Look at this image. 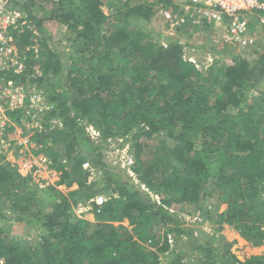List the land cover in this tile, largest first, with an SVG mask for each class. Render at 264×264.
Instances as JSON below:
<instances>
[{"label": "trees", "instance_id": "16d2710c", "mask_svg": "<svg viewBox=\"0 0 264 264\" xmlns=\"http://www.w3.org/2000/svg\"><path fill=\"white\" fill-rule=\"evenodd\" d=\"M12 1L34 32L11 33L24 68L6 77L46 103L39 113L44 128H33L29 138L32 153L59 173V185L78 187L66 196L42 191L0 155V202L9 212L0 210V218L40 229L30 242L0 227V264H264L257 256L240 261L218 232L226 224L252 247L264 244V133L256 125L264 101L250 103L264 79V43L259 52L251 49L258 54L251 62L233 55L198 71L185 44L164 37V47L147 27L158 4L176 14V0ZM47 21L67 28L65 52L48 45ZM30 107L26 98L31 114ZM25 109L8 112L15 125L5 135L23 130L31 116ZM87 125L99 130L100 142L87 135ZM125 137L138 184L104 169L102 143ZM84 162L103 173L104 187L93 191ZM47 192L51 200H44ZM98 195L105 198L100 206L92 201ZM79 203L90 204L95 222L74 215ZM185 205H199L202 222L218 231L202 242L182 240L192 232L169 209ZM123 220L130 229L115 224ZM187 251L193 261H184Z\"/></svg>", "mask_w": 264, "mask_h": 264}, {"label": "rangeland", "instance_id": "374dc122", "mask_svg": "<svg viewBox=\"0 0 264 264\" xmlns=\"http://www.w3.org/2000/svg\"><path fill=\"white\" fill-rule=\"evenodd\" d=\"M113 3V2H112ZM115 4V3H114ZM109 5L104 6L105 11L111 12L112 10L108 7ZM161 8H164L162 4H158L155 6V12L154 15L149 23H147V27L150 29H153V33L159 37L158 40H160V45L167 42L164 37L169 38H176L181 43L185 44L186 46V55L187 58L189 55H192L194 59L197 60L198 63V71H202L207 69V67L201 65L205 61V58L207 56H210L213 60L217 59L220 62L223 63H229L232 59L233 55H241L242 57H245L248 59V61H253L258 54L253 53V50L256 52H259L260 47L263 46L264 43V27L260 28V26L252 25V31L254 35L256 36V46L253 50L249 49H242L236 45H227V44H219L215 41V31L213 28L208 27H202L198 26L194 28L192 31V27L188 30H185L183 33H178L177 29L171 28L166 21L163 20L162 14H160ZM24 14V12H21ZM25 15V14H24ZM45 27V31L43 32V35L45 38L49 39L47 41L48 45L52 49H56L60 52H65L67 50L68 42H65V37L68 36L67 28L61 24H57L55 21H47L43 23ZM37 32V31H36ZM38 33V32H37ZM212 48V49H211ZM211 49V50H210ZM63 59H65L64 56H62ZM202 66V68H201ZM252 100H250V103L254 106L256 105L254 102H259L261 105L264 100H261L264 98V79L259 85L255 88L254 92L251 94ZM261 98V99H260ZM259 113L257 114L258 118L256 121V125H258V132L264 133V108L260 109ZM26 115H31L29 121L22 122V128L16 126L13 132V138L17 139V137L20 135L21 138L24 137H31L34 133V129L36 128L38 130L43 129L42 119L39 115L40 111L37 109V107H34L33 112L25 109ZM254 112V111H253ZM30 122V123H28ZM86 133L88 136H90L93 140H96L97 142H100V132L99 130L92 126L87 125L86 127ZM129 140L128 137L125 138H111L107 139L105 143H102V153H103V161L105 163V170L110 172V174H116L121 179L127 180L129 182H132L133 184H138V178L137 175L133 172L131 168V164L124 165L125 158L127 156L128 159L132 156V151L130 147V143L127 142ZM21 140H17L19 142ZM32 144V143H31ZM30 143L27 146L22 147V152H25V155L20 153V157H23L22 160L19 159V156L16 154L15 146L8 147L7 144H5V148L7 149L6 155H4L5 162L7 161L9 164H11L14 169L22 174L23 176H31V179L34 181L35 184H39L38 186L42 189V191L46 190L47 188H54L57 193L66 196L73 190H75L78 185L73 184L71 187H66L65 185H59L57 182L59 181V173L53 172V171H47L48 168H46L47 165V159L40 155L35 156L32 153V150H34L35 145H31ZM63 145H59V149L62 151ZM149 150L154 148V146L150 145ZM148 148L145 149L144 157L145 161H147L148 157L151 156V154L147 151ZM124 154L126 156H124ZM18 161H15L14 158ZM46 160V164L42 159ZM20 160V161H19ZM19 170V171H18ZM103 173L101 171H98L97 169L91 170V174L88 177V182L91 185L93 191L98 190L99 188L104 187V182L101 181ZM99 181V182H98ZM52 195H55L54 192L48 191ZM47 192V197L44 198V200H51L52 195H49ZM150 192V191H149ZM54 193V194H53ZM58 193V194H59ZM152 195H155L153 192H150ZM56 196V195H55ZM149 198L152 202H154V199L151 195H149ZM83 203H79L78 206L80 208H84ZM85 205V204H84ZM78 206L74 210V215L83 218L85 220H88L90 222H95L94 214L91 212L89 208L82 209L83 211L78 210ZM199 205H185V207L178 208L177 206H173L172 209H169L170 212L177 213V218L181 220V227L185 228L187 230V233L192 232V235L189 236L188 234L182 235V240H186L190 237H194L196 240L204 241L205 233H211L214 234L218 227L213 222H209L207 220L203 221V217L200 216L199 213ZM225 205H219L218 206V213H222L224 211ZM0 210H4L6 214H9V212L6 210V208L2 207L0 202ZM116 225H122L130 229L131 227L128 225V222L126 220H123L121 223L115 222ZM0 227L3 229L9 230L11 236L25 239L30 242H33L34 239L39 236L40 229L39 227L33 225V226H26L24 223H18V222H12L10 220H2L0 218ZM189 229V230H188ZM162 231V229H161ZM223 238L232 243L231 246V252L237 256V258L242 261L249 258L251 251L256 248L264 247V244L260 247H252L249 245L244 239H242L239 234L233 230L230 226H227L226 224H222L221 229L218 231ZM171 244L174 247V237L172 233H169ZM181 246V244H180ZM183 250H186V248H183ZM255 253V252H254ZM263 256L257 255V257H261L264 260V250L262 251ZM187 254V255H186ZM184 261H193L196 257L194 253L188 254V251L186 252ZM194 254V255H193ZM247 255V257H246ZM168 254L161 255L163 262L165 263L168 261ZM195 256V257H194Z\"/></svg>", "mask_w": 264, "mask_h": 264}, {"label": "built area", "instance_id": "2783aa9c", "mask_svg": "<svg viewBox=\"0 0 264 264\" xmlns=\"http://www.w3.org/2000/svg\"><path fill=\"white\" fill-rule=\"evenodd\" d=\"M176 5V14L166 8L160 10L163 20L171 28L178 29L189 25L208 27L209 25L208 28H213L215 31V41L219 44L254 49L257 43L251 24H254L255 27H264V0H176ZM26 28L31 29L30 24L18 9L12 7L11 0H0V149L5 147V131L8 129V125H15L8 118V112L25 109L26 98L31 101L30 108L33 110L34 107H37L41 112L46 108L44 97L40 92L36 93L34 90L27 92L22 88L14 87L6 77L7 71L19 72L24 68V63L13 45L11 33ZM163 46L166 47V44L163 43ZM186 59L198 69L200 63L192 55ZM213 61L210 56H207L201 65L209 67ZM20 140L19 145L27 146L29 144L28 137ZM124 156L126 155L124 154ZM124 158V165L126 163L128 165L130 159L127 156ZM82 168L88 171L92 170L88 162L83 163ZM141 187L153 197L154 202L160 204L157 195H152L144 186L141 185ZM92 201L100 206L105 202V198L98 195ZM82 206L91 210L89 203ZM84 208L78 206L79 211H83ZM168 240L171 242L170 236H168Z\"/></svg>", "mask_w": 264, "mask_h": 264}, {"label": "clouds", "instance_id": "9594fccd", "mask_svg": "<svg viewBox=\"0 0 264 264\" xmlns=\"http://www.w3.org/2000/svg\"><path fill=\"white\" fill-rule=\"evenodd\" d=\"M11 4H12V7L14 8V4H15V2L14 1H12L11 0ZM14 9H16V8H14ZM21 13V12H20ZM23 16V15H22ZM25 19V18H24ZM26 20V19H25ZM27 21V20H26ZM28 22V21H27ZM29 23V22H28ZM30 24V23H29ZM30 27H31V29H29V28H26V29H28V30H30V31H32V32H34V30H33V27H32V25L30 24ZM212 49V48H211ZM15 128H16V126H15ZM13 133L12 134H8V135H5V139H6V143L5 144H7L8 145V147H11V146H15V149H16V154H17V156H19V159L20 160H22L23 159V157H20V153L22 154H24L25 155V152H22V147H23V145H19L18 144V142H17V140H20V139H22L21 138V136L19 135L18 137H17V139H15V138H13ZM28 141H29V137H28ZM29 143L31 144V142L29 141ZM32 145V144H31ZM6 151H7V149L4 147V148H1L0 149V155H2L3 157H4V155H6ZM20 152V153H19ZM14 158V157H13ZM14 160L15 161H18L17 159H15L14 158ZM19 160V161H20ZM44 162H45V159L43 158L42 159ZM85 163V162H84ZM45 164H46V162H45ZM46 168H48V170L47 171H53V172H56V171H54L53 169H51V168H49L48 167V164L46 165ZM92 168V167H91ZM83 169V168H82ZM93 170V169H92ZM50 171V172H51ZM20 174V173H19ZM20 175H22V174H20ZM23 176V175H22ZM27 176V175H26ZM30 178H31V176H30ZM31 182L32 183H34V181L31 179ZM35 184V183H34ZM37 185H39V184H37ZM142 186H144V185H142ZM141 187V186H140ZM145 187V186H144ZM146 188V187H145ZM147 189V188H146ZM141 190H143L145 193H147V191H145L144 189H142V187H141ZM148 190V189H147ZM148 194V193H147ZM149 195V194H148ZM84 205V204H83ZM86 205V204H85Z\"/></svg>", "mask_w": 264, "mask_h": 264}, {"label": "crops", "instance_id": "0c3cea01", "mask_svg": "<svg viewBox=\"0 0 264 264\" xmlns=\"http://www.w3.org/2000/svg\"><path fill=\"white\" fill-rule=\"evenodd\" d=\"M19 171V170H18ZM264 250V247H261V248H256V249H253V250H250L249 249V251H251V254L250 255H254V256H257V255H261V256H263V253H262V251ZM255 252V253H254ZM246 257H247V255H246ZM243 260H244V258H243ZM242 260V261H243Z\"/></svg>", "mask_w": 264, "mask_h": 264}]
</instances>
